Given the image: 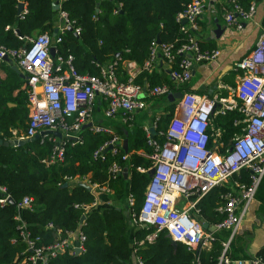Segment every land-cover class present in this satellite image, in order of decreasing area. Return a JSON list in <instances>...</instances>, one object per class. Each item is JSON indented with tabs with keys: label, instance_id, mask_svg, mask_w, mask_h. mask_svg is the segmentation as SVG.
<instances>
[{
	"label": "built area",
	"instance_id": "obj_1",
	"mask_svg": "<svg viewBox=\"0 0 264 264\" xmlns=\"http://www.w3.org/2000/svg\"><path fill=\"white\" fill-rule=\"evenodd\" d=\"M217 1L221 4L227 25L238 29H242L244 22L252 19L257 12L255 1H251L247 7L239 0ZM208 3L209 0H194L177 15L180 32L186 37L184 42L179 45L176 42H154L150 57L142 67L135 61H122L118 57L105 64L97 63L100 75L79 73L73 58L58 55L57 48L56 56L52 57L51 47L62 41L69 27L77 34L81 33L80 27L74 25L75 22L60 5L62 23L56 37L53 38L48 32L36 37H20L27 42L20 49L0 45V69L5 58L11 57L28 76L25 91L30 116L23 138L49 137L55 145L52 155L43 160L47 165L63 162L67 141L82 143L81 132L84 129L110 136L94 153L95 159L101 157L110 146L115 154L124 150L123 137L112 128L98 123L95 118L98 97L106 103V119L120 117L128 124L137 113L147 109L148 98L168 97L172 93L182 92V97L174 102V116L167 131L161 132L165 138L162 145L154 139L151 127H145L155 151L149 156L153 161L152 166L140 168V171L150 173L155 169V172L146 188L140 213L138 216L133 214V219L141 226L156 228L155 232L147 236V240L152 241L160 232L167 231L174 241L196 252L199 246L213 247L218 239L216 234L229 231V237L221 242L222 251L217 264H235L241 259L231 257L232 241L256 201L264 178V34L254 49L235 63L239 77L236 87L229 88V95L210 96L185 89L195 65L213 62L221 55V49L203 46L198 34L199 19L204 15ZM25 13H28V9L22 15ZM177 57L180 58L178 67L173 68ZM161 59L168 65L171 84L151 86L136 82L138 74L152 73L158 69ZM119 66H123L128 76L125 81L119 78ZM230 111L241 114V118L234 122L240 131L225 145L222 140L225 131L216 126L215 119ZM86 125L91 126L85 128ZM44 131L53 133L42 135ZM55 132H60L62 136L58 137ZM222 148L225 152L221 151ZM122 158L128 160L130 154L125 152ZM243 171L248 172L247 182L235 177ZM123 172L121 165L114 162L110 168V178H116ZM66 179L70 181L78 178ZM83 184L95 191L96 198L90 204H78L77 207H82L86 212L98 210L99 193L110 189L92 184L90 180ZM219 186L228 187L222 196L223 203L216 208L225 217L204 228L199 203ZM10 200L7 187L0 185V204L4 206ZM134 200L132 195L128 197L130 212ZM24 209H33V199L29 196L18 203L15 220L18 222L20 239L27 245V260L30 264H48L50 259L62 252L78 254V250H84L86 236L81 226L74 231H67L65 236L61 229H57L58 238L54 243L39 245L42 238L32 236L22 214ZM49 227L53 228V224H49ZM16 241L12 239L13 243ZM197 254L194 264H200L199 252ZM250 262L264 264L257 256L251 258ZM136 264H144V261L138 256Z\"/></svg>",
	"mask_w": 264,
	"mask_h": 264
},
{
	"label": "trees",
	"instance_id": "obj_2",
	"mask_svg": "<svg viewBox=\"0 0 264 264\" xmlns=\"http://www.w3.org/2000/svg\"><path fill=\"white\" fill-rule=\"evenodd\" d=\"M20 1L0 0V45L6 48H23L27 42L20 37L30 36L36 31L53 34L55 30L54 16L57 10L53 8L54 0H22L26 3L28 13L18 16ZM60 1L62 10L68 13L76 27H80L81 33L66 30L62 41L56 44L58 55L72 57L74 66L81 74L100 75L97 63L105 64L117 57L122 61H135L142 67L149 59L158 38L163 43L176 42L179 45L184 42L186 37L180 32L177 15L194 0ZM239 1L246 7L251 2ZM179 59H175L173 68L178 67ZM118 72L120 80H127L123 66H119ZM10 74L12 76L8 79L0 81V137L8 140L14 137L13 129L25 131L29 119L26 91L21 90L19 98L13 97V92L21 88L23 80L13 71ZM136 82L151 86L171 84V80L157 69L152 73L138 74ZM9 102L17 103V106L10 107ZM174 111L175 103L170 102L156 122L157 135L154 139L160 145L165 141L161 132L167 131ZM136 117L122 129H117L123 138L129 140L128 160L122 158L126 152L124 150L116 154L106 150L95 159L94 153L110 136L94 133L90 129L81 132L82 143L73 144L68 140L65 160L54 165L43 162L52 155L55 145L49 137H39L24 146H0V185L6 186L11 196L6 205L0 204V264H30L27 260V245L20 239L18 222L15 220L17 205L27 196L33 199V209H24L22 214L32 236L42 238L39 245L54 243L58 238L57 229H61L65 236L67 231H74L81 226L86 236L82 252H62L50 259L48 264H129L134 250L144 264H194L197 252L183 243L175 247L167 231L160 232L152 241L147 240V236L156 231L153 226L140 227L132 243L128 234L130 225L123 209L107 208L86 212L82 207H77L78 204L92 203L96 193L85 184L70 182L66 177L89 176L92 184L107 187L116 195H132L135 199L131 208L132 218L133 214L139 215L151 180L149 173L141 172L140 168L152 166L153 161L149 156L155 149L150 144L144 125ZM238 118H241L238 111H230L215 119L216 126L225 131L222 136L225 145L240 131L234 124ZM221 151L225 152L224 148ZM114 162H118L123 170H129L128 178L123 174L110 178V168ZM235 177L249 181L246 171ZM227 191V186L216 187L199 203L205 223L212 225L224 219L225 216L219 214L216 208L223 203L222 196ZM256 201L259 202L257 213L264 217V178ZM49 224H53V228ZM229 235V231L217 233L218 239L212 249L199 252L200 264H217L222 251L221 242ZM12 239L17 241L13 243ZM245 248L244 236H235L231 244V257L250 259ZM257 257L264 261V248L257 253Z\"/></svg>",
	"mask_w": 264,
	"mask_h": 264
},
{
	"label": "crops",
	"instance_id": "obj_3",
	"mask_svg": "<svg viewBox=\"0 0 264 264\" xmlns=\"http://www.w3.org/2000/svg\"><path fill=\"white\" fill-rule=\"evenodd\" d=\"M251 1L256 2L257 12L252 19L244 22V27L242 29H238L234 26L227 25L220 2H218L217 0H209L204 15L199 19L198 34L201 37L203 46L207 45V46H214L216 48H219L221 49V55L217 60L213 62L201 63L195 65L192 78L184 86L185 89L197 93L208 94L210 96L216 94L221 96H227L229 95V88L236 87L238 82L239 72L235 69V63L238 62L240 59H242L244 56H246L248 53H250L254 49L257 41L264 34V0H251ZM57 2L59 3V5H61L60 0H54V3ZM24 4H25V9H27L26 3ZM21 15L22 14L18 16ZM54 21H55V30L53 34L50 33L53 38H55L56 35L58 34L57 32L55 33V31L58 30L59 25L62 23L59 9L55 13ZM40 34L42 33H38L36 31L32 35L30 36L28 35V36L36 37ZM160 62L161 65L157 70L161 72L163 76L171 80V76L169 75L168 65L164 62L163 59H161ZM10 71L16 73L21 81L23 80L21 88H18L13 92V97L19 98L18 95L20 94V91L25 90L28 76L17 65L15 59L9 57L5 59L1 65L0 81H4L8 79L10 75L12 76V74H10ZM13 78H15V76H13ZM154 99L155 98H148L147 109L145 111L137 113L136 119L141 120V123L144 125V127H151V128L153 127L157 129V125H156L157 119L159 116L164 114L165 109L168 106L167 105L168 103L164 107V110L161 111V114L158 115L155 112V108L159 104L156 103ZM8 105L10 107H16L17 103L9 102ZM27 105L29 108V103ZM105 108H106L105 101L102 100L101 97H98L95 105V118L97 122L112 128L116 133H118L117 129H122L127 124L124 123L120 117L106 119L104 114ZM29 116H30V108H29ZM28 120L26 121V125L28 123ZM12 131L14 135L12 139H26L23 138L25 136L26 130L24 131L20 129H13ZM125 170H127V177L125 176L124 177L128 178L130 175L129 170L128 169ZM88 180H90L89 176H87V178L85 179L83 177L81 178L78 177V179L70 180V182L87 183ZM98 207H99L98 210L101 211L107 208H117L120 210L122 209L124 210L128 223L130 225V231L128 232V234L132 243L135 241L134 240L135 232L139 230L140 227H148V226H141L134 222V219L132 218V214L128 206V197H125L123 195L122 196L116 195L114 191L111 189L109 191L99 193ZM258 207H259V202L255 201L251 206V209L244 221V224L242 225L239 232L236 234V236L238 235L244 236V245H246L245 250L250 256V259L256 257L257 253L262 248H264V217L257 213ZM210 249H212V247L203 248L199 246L197 252H202V250H210ZM137 258L138 255L136 254V250H134L129 264H136ZM250 259L237 260L235 264H254L250 262Z\"/></svg>",
	"mask_w": 264,
	"mask_h": 264
},
{
	"label": "water",
	"instance_id": "obj_4",
	"mask_svg": "<svg viewBox=\"0 0 264 264\" xmlns=\"http://www.w3.org/2000/svg\"><path fill=\"white\" fill-rule=\"evenodd\" d=\"M53 8L55 10H58L60 9V5L59 3H53ZM25 9V4L23 2H21L19 5H18V15L22 14L23 10ZM185 23V21H184ZM70 30H72V27H69ZM58 32L55 31V33ZM19 34V32H18ZM158 43H161V40L158 38L157 40ZM51 55L52 57H55L56 56V47L55 46H52L51 47ZM117 56H119V54H117ZM9 57H6L5 59H7ZM182 97V92L178 91V92H175V93H172L168 96V100L171 102V103H174L178 98H181ZM91 125H86L85 128L87 127H90ZM53 132L52 131H44L42 132L41 134L44 135V134H52ZM151 133L152 135L155 137L157 135V131L155 128H151ZM55 134L58 136V137H61L62 134L60 132H55ZM39 136H36V137H33V138H28V139H11V140H8V139H4L2 137H0V146H6V147H17V146H24L25 144L29 143V142H33L35 141L36 139H38ZM112 149V146L108 147L107 148V151L111 150ZM123 149L124 151L128 152L129 151V140L128 138L124 139V142H123ZM155 172V169H152L149 173L150 176H152ZM124 176L127 177V170H125L124 172ZM89 190H91L92 188L90 186H87L85 185ZM130 217V216H128ZM85 219V217H83V220ZM209 225L207 223H204V228H208ZM211 230H214L213 228H211ZM170 238L171 236L168 235ZM171 241H172V244L176 247L178 245V242L174 241L172 238H171ZM78 253L80 252V250L77 251Z\"/></svg>",
	"mask_w": 264,
	"mask_h": 264
},
{
	"label": "rangeland",
	"instance_id": "obj_5",
	"mask_svg": "<svg viewBox=\"0 0 264 264\" xmlns=\"http://www.w3.org/2000/svg\"><path fill=\"white\" fill-rule=\"evenodd\" d=\"M154 101L156 103H158L159 105L155 108V112L159 115L161 114V111L164 110V107L166 106V104L170 103L167 99V97H159V98H155ZM167 104V105H168Z\"/></svg>",
	"mask_w": 264,
	"mask_h": 264
}]
</instances>
